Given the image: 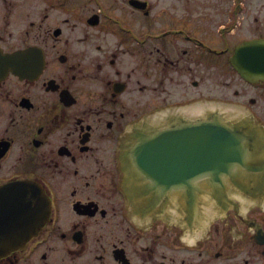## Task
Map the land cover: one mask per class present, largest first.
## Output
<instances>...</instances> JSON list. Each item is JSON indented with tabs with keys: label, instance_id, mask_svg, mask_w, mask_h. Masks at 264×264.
<instances>
[{
	"label": "flooded vegetation",
	"instance_id": "af4514ba",
	"mask_svg": "<svg viewBox=\"0 0 264 264\" xmlns=\"http://www.w3.org/2000/svg\"><path fill=\"white\" fill-rule=\"evenodd\" d=\"M0 264H264V0H0Z\"/></svg>",
	"mask_w": 264,
	"mask_h": 264
},
{
	"label": "water",
	"instance_id": "95a60500",
	"mask_svg": "<svg viewBox=\"0 0 264 264\" xmlns=\"http://www.w3.org/2000/svg\"><path fill=\"white\" fill-rule=\"evenodd\" d=\"M199 133V132H198ZM191 143L193 144V149H207L209 151H230L234 150L237 152V150H240L237 146V141L233 139L231 135L225 134V136H220V134L217 131L210 130L209 135L207 137L208 145H205V141L201 140L199 136H197V132L193 131L191 134ZM232 138V139H231ZM243 150V146L241 147ZM217 155V153H215ZM213 156H210L212 158ZM201 157L199 158V161H201ZM199 165H203L199 162Z\"/></svg>",
	"mask_w": 264,
	"mask_h": 264
}]
</instances>
